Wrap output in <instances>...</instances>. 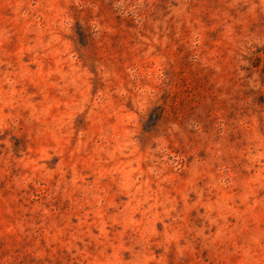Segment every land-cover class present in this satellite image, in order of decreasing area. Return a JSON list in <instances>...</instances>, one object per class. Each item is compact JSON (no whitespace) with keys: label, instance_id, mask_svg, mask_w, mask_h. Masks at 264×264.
<instances>
[{"label":"rangeland","instance_id":"374dc122","mask_svg":"<svg viewBox=\"0 0 264 264\" xmlns=\"http://www.w3.org/2000/svg\"><path fill=\"white\" fill-rule=\"evenodd\" d=\"M0 264H264V0H0Z\"/></svg>","mask_w":264,"mask_h":264}]
</instances>
